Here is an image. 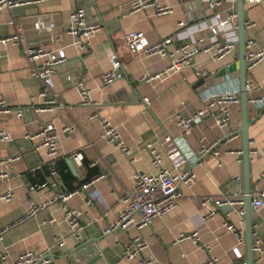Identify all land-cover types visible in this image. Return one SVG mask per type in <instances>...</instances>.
<instances>
[{
    "label": "crops",
    "instance_id": "1",
    "mask_svg": "<svg viewBox=\"0 0 264 264\" xmlns=\"http://www.w3.org/2000/svg\"><path fill=\"white\" fill-rule=\"evenodd\" d=\"M132 2L42 0L0 13V38L20 34L27 45L42 46L48 52L63 50L66 55V61L56 68L52 78L58 105L51 112L38 114L34 109L41 106V81L31 75L20 47L0 46V104L13 111L0 113V131L9 136L8 141L0 140V162L20 156L10 166L0 164V195L9 190L15 192L11 202L0 200V256L8 253L13 260L32 251L53 254L52 264H138V260H126L124 250L134 238H141L147 243L142 258L151 259L154 264H246L245 214L242 217L239 213L242 209L245 212L244 204L240 203L244 193L241 104L231 106L232 121L226 129L213 127L210 120L211 133L196 130L193 137L185 140L176 124L179 114L193 115L214 95H240V78L235 67L239 61L238 46L222 61L215 62L208 55L199 54L192 66L147 83L142 79L164 68L167 62L158 57H131L124 43V36L131 32L143 33L154 44L178 33L180 22L196 25L216 13L224 17L231 12L237 14V0L235 4L228 0H209L215 4L213 8L201 1L199 6H193L195 0H160L173 8V13L166 16H157L153 9L131 13ZM77 9L85 11L88 24L103 26L85 50L68 33L70 15ZM244 11L247 39L254 42L255 51L264 50V4L246 3ZM37 23L41 24L42 31ZM208 36V32H201L194 38ZM177 43L168 50L173 51ZM114 55L125 64V77L105 87L103 76L111 70ZM78 79L90 90L93 106L81 105L75 87ZM247 83L252 87L251 99H264V61L248 71ZM143 97L149 99V108L143 105ZM250 105V176L253 194H257L264 190V105ZM19 111L25 113L22 118L17 117ZM102 121L118 131L131 151L130 158L107 143ZM46 124L54 125L58 137L55 162L59 163L61 175L56 169L55 175L50 170L48 175L42 174V168L49 167L51 158L47 149L40 146V139L28 140V136L38 134ZM66 126L75 127V133L63 132ZM231 133L235 135L233 138H229ZM164 135L170 136L183 156L197 151L202 138L206 137V141L218 138L220 158L210 154L178 165L167 153ZM148 144L161 153L163 168L176 173L191 172L195 180L180 186L183 199L176 210L156 218L150 227L138 229L131 225L127 230L106 233L127 209L124 200L133 190L135 174L158 171L152 165ZM74 154H81L82 166L71 159ZM90 169L97 174L92 181L99 180L82 190L79 182ZM62 176L66 177L65 182ZM28 182L34 185L43 182L46 186L31 191L25 186ZM67 184L77 192L69 205L84 213L82 223L86 227L79 239L64 220L63 206L48 205L57 194L66 191ZM90 196L95 198L88 205ZM209 197L229 201L216 209L213 218L208 215L214 207L203 205ZM34 204L46 207L28 216ZM227 216L235 232L224 226ZM252 223L254 240L264 239V208L253 210ZM240 233L244 234V244L238 242ZM193 234H197L195 242L193 239L179 241L181 235ZM56 238L63 240L60 252L56 250ZM235 249L242 254L240 259L234 254ZM255 264H264V261Z\"/></svg>",
    "mask_w": 264,
    "mask_h": 264
},
{
    "label": "built area",
    "instance_id": "2",
    "mask_svg": "<svg viewBox=\"0 0 264 264\" xmlns=\"http://www.w3.org/2000/svg\"><path fill=\"white\" fill-rule=\"evenodd\" d=\"M41 1L42 0H0V13L6 10L11 11L24 6L35 5ZM200 1L201 3L208 4L212 8L215 6L214 3H209V0ZM228 1L232 4L236 3V0ZM245 3L264 4V0H245ZM147 9H153L157 16H166L173 13V8L163 5L160 0H133L131 13H138ZM236 22L237 14L235 12L229 13L226 17H224L221 13H216L211 19L196 25H188L186 22H180L178 24L180 28L178 33L154 44L149 43L146 36L140 32H131L126 34L124 36V43L131 57H158L162 61L167 62L164 68L157 72H153L142 79V81L148 83L161 80L169 75L180 72L185 67L192 66L194 58L199 54H206L210 60L215 62L222 61L238 46V26ZM52 25L50 28H52ZM37 26L38 29L41 30V24L37 23ZM102 29L103 26L101 24L91 25L86 22V14L83 9H77L70 15L68 33L76 39L75 44L84 50L90 48L91 38ZM201 32H208L209 36L207 38L202 37L195 39L194 35ZM188 38H191V41H185ZM175 42H178V46L173 51H169L168 47L173 45ZM5 44H12L22 49L28 61L31 75L34 78L39 79L42 83V90L40 92L41 106L35 108L34 111L39 114L54 110V108L58 105V100L53 91L52 78L56 73V68L66 61L65 52L63 50L58 52H48L42 46L27 45L25 38L20 34H15L14 36L7 38H0V46ZM253 47L254 42L247 39L245 43V61L247 71L253 70L264 61V50L255 51ZM124 66L125 64L117 55L112 57L111 70L103 76L105 87H108L125 77ZM202 75L206 76L207 74L203 73ZM75 87L78 90L81 105L93 106L94 102L91 98V92L85 82L78 79L75 82ZM251 88L252 87L249 85L247 86L248 91H251ZM141 101L146 108L150 107V101L147 97H143ZM239 103L240 95L238 93L217 94L212 96L206 102L204 108L196 111L193 115L186 116L184 114H179L176 118V124L182 130L185 140L193 137L196 130H205L206 132L211 133L208 125L210 120L213 127L226 129L232 121L231 106ZM249 103L256 107L263 106L264 99H251ZM11 112L13 111L4 103L0 104V113L9 114ZM24 114V111H19L17 112V117L22 118ZM102 125L104 128L103 137L107 143L115 146V148L130 158L131 151L126 146L124 141L120 139L118 131L106 121H102ZM75 131L76 128L71 126H66L63 129V132L68 134H74ZM234 136L235 135L231 133L229 138H233ZM35 139H40V146L47 149L48 156L51 158V163L49 164L51 172L55 175L58 137L54 125H43L38 134L28 136V140L30 141H34ZM0 140L8 141L9 136L5 132L0 131ZM163 140L164 145H166L168 155L178 165H183L192 159H203L210 154H213L218 159L220 158L218 146L220 145L221 140L218 138H212L210 141H206V137L202 138L199 142V149L197 151H192L190 155L187 156L179 154L169 135H164ZM147 147L152 155V165L158 171L155 174H146L142 172H137L135 174L133 190L124 200L127 204V209L120 219L117 222H114L113 226L107 230L106 233L116 229L127 230V228L131 225L137 227L138 229L150 227L156 218L167 216L176 210L180 201L183 199L180 186L191 184L195 180V175L191 172L176 173L163 168L161 153L151 144H148ZM19 157L20 156L8 158L7 160L0 162V164L10 166L14 161L18 160ZM71 159L78 166H82L83 158L81 154H74L71 156ZM131 161L134 160L131 159ZM95 164L97 163L95 162ZM219 165H221L220 161ZM97 180H99V178L82 185V190H87L89 186L94 184ZM25 186L32 191L42 188L46 186V184L39 186L34 185L32 182H28ZM76 193L77 192L74 191L60 192L48 202V205L60 203L63 206L64 220L69 225L74 236L79 239L81 232L86 226L82 223L84 220L83 211L72 208L69 205L70 199ZM254 194L252 203L254 210L264 208V190L258 192L255 197ZM14 197L15 192L13 190H9L5 194L0 195V200L11 202ZM94 198V196H90L86 203L90 205L93 203ZM228 203L229 201L227 200L215 199L211 197L205 198L203 201V205H212L214 207L208 215L209 218H213L215 216L217 208ZM240 203L241 205L244 204L243 201ZM45 207L46 205H32V209L28 213V216H34L39 211L42 212ZM239 213L242 217L245 214L243 209L240 210ZM136 217L138 218L137 221L135 220ZM229 217L230 216L226 217L224 226L227 230L235 232L236 228L234 225L229 223ZM196 238L197 234H193L192 236L181 235L179 241L193 239L195 242ZM254 241L253 252L255 254V262H263L264 239L256 238ZM55 242V246L57 247L56 250L57 252H60L63 247V240L56 238ZM238 242L240 244L245 243L244 234H238ZM146 248V241L141 238H134L125 247L124 258L129 261L138 260V264H154L153 260L142 258V254ZM234 254L238 259L242 257V254L238 249L234 250ZM53 257L54 255L50 253L44 254L28 251L11 260L10 255L5 253L0 256V264H7L9 261H11V264H52Z\"/></svg>",
    "mask_w": 264,
    "mask_h": 264
},
{
    "label": "water",
    "instance_id": "3",
    "mask_svg": "<svg viewBox=\"0 0 264 264\" xmlns=\"http://www.w3.org/2000/svg\"><path fill=\"white\" fill-rule=\"evenodd\" d=\"M193 6H199V0ZM245 0H237V26H238V48H239V61L236 64V69L240 78V104L242 111V129L240 131L243 140V164H244V193L243 203L245 207V224H246V246H247V262L246 264H255L254 261V234L252 223V212L254 208L253 203V188L250 176V149H249V136L248 129L250 123L248 122V113L250 108V91L247 90V65L245 61L246 48L245 43L247 40L246 35V20H245ZM92 250H87L91 253Z\"/></svg>",
    "mask_w": 264,
    "mask_h": 264
},
{
    "label": "trees",
    "instance_id": "4",
    "mask_svg": "<svg viewBox=\"0 0 264 264\" xmlns=\"http://www.w3.org/2000/svg\"><path fill=\"white\" fill-rule=\"evenodd\" d=\"M49 167H50V165H49ZM48 166H44L43 168H42V174H44V175H48L49 174V170H50V173H51V169L49 168ZM66 168V167H65ZM55 169L60 173V175H61V169H60V166H59V163L58 162H56V165H55ZM90 171H92L91 169L90 170H88V174H87V176H86V178L85 179H83V180H81L80 182H79V186H82V185H84V184H87V183H89V182H91L92 181V179L94 178V177H96L97 176V174H94V173H91ZM63 175V174H62ZM63 177V176H62ZM63 179H64V182L66 181V177H63ZM41 183V184H40ZM38 185H42V184H44L43 182H40ZM69 184V183H68ZM68 184H67V186H66V191L67 192H73V191H75L73 188H71V186H68ZM36 185V184H35Z\"/></svg>",
    "mask_w": 264,
    "mask_h": 264
},
{
    "label": "rangeland",
    "instance_id": "5",
    "mask_svg": "<svg viewBox=\"0 0 264 264\" xmlns=\"http://www.w3.org/2000/svg\"><path fill=\"white\" fill-rule=\"evenodd\" d=\"M250 107H251V105H250Z\"/></svg>",
    "mask_w": 264,
    "mask_h": 264
}]
</instances>
